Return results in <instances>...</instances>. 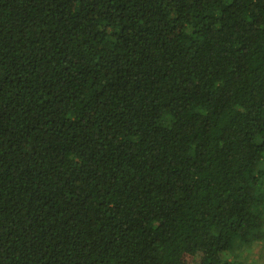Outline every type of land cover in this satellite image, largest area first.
<instances>
[{"label": "trees", "instance_id": "1", "mask_svg": "<svg viewBox=\"0 0 264 264\" xmlns=\"http://www.w3.org/2000/svg\"><path fill=\"white\" fill-rule=\"evenodd\" d=\"M262 241L264 0H0V264Z\"/></svg>", "mask_w": 264, "mask_h": 264}, {"label": "rangeland", "instance_id": "2", "mask_svg": "<svg viewBox=\"0 0 264 264\" xmlns=\"http://www.w3.org/2000/svg\"><path fill=\"white\" fill-rule=\"evenodd\" d=\"M241 258L236 264H264V241L244 250Z\"/></svg>", "mask_w": 264, "mask_h": 264}]
</instances>
